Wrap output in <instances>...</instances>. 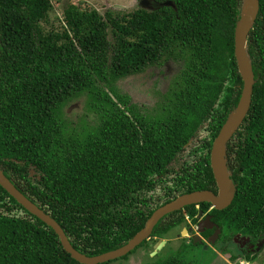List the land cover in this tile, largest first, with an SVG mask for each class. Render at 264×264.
<instances>
[{"label":"trees","instance_id":"obj_1","mask_svg":"<svg viewBox=\"0 0 264 264\" xmlns=\"http://www.w3.org/2000/svg\"><path fill=\"white\" fill-rule=\"evenodd\" d=\"M152 2L151 10L104 13L74 2L60 27L46 28L51 0H0V168L88 256L127 244L155 210L180 195L219 191L211 150L242 94L235 30L246 0ZM259 6L246 41L256 80L252 103L226 144L232 203L171 212L138 247L188 219L196 224L200 209L214 214L224 245L237 234L252 242L264 237V0ZM162 60L181 68L159 117L142 113L128 93L105 91L109 109L95 130L84 137L65 131V108L83 92ZM182 243L172 256L158 252L147 264H192L187 249L200 243ZM0 264L83 263L0 184Z\"/></svg>","mask_w":264,"mask_h":264},{"label":"rangeland","instance_id":"obj_2","mask_svg":"<svg viewBox=\"0 0 264 264\" xmlns=\"http://www.w3.org/2000/svg\"><path fill=\"white\" fill-rule=\"evenodd\" d=\"M51 2L53 5L52 9L48 19L43 22L46 28L60 27L64 9L74 2L89 5L101 13H104L107 9L132 11L140 7L151 10L154 5L152 0H51ZM180 68L181 64L179 62L162 60L148 65L142 72L122 78L116 83L107 84L101 82V84H96L93 88L83 92L81 98L73 100L66 106L65 117H63L65 131L72 134L77 133L79 137H84L88 132L94 131L97 124L100 123L103 114L109 109V102L105 96L106 92L112 95H114L113 91L128 93L142 113L152 117H159L161 111L160 103L164 101L166 92L173 81L172 79L179 73ZM196 227L197 225L193 224L194 234L197 232ZM183 231L182 227L172 229L165 235L166 238L163 239L166 243H161L157 248H155L154 243L140 246L126 257L111 260L109 264H147L149 256H152V252L155 249L156 251L159 250L163 258H168L180 250L179 248H183L182 242L189 240V237L186 236L187 232L184 233ZM237 243H241L240 239L238 241L234 239L233 242H228L224 247L233 255L240 256L242 248ZM241 244L244 245V243ZM221 245H223L222 242ZM262 245H264V237L259 242V247L257 246L259 248V252L255 253L257 257L254 260H245L244 262L264 264V246L262 247ZM218 250L217 254L209 250L207 246H202L200 242L197 246L188 247L186 259L192 264L238 263L239 258L229 260L227 255L222 253L221 248ZM249 254L252 256L254 252Z\"/></svg>","mask_w":264,"mask_h":264},{"label":"water","instance_id":"obj_3","mask_svg":"<svg viewBox=\"0 0 264 264\" xmlns=\"http://www.w3.org/2000/svg\"><path fill=\"white\" fill-rule=\"evenodd\" d=\"M247 1L248 0H246L245 2V7ZM249 1V12L247 15H245L244 8V15L235 30V57L238 63L239 71L244 81L241 98L235 111L230 115L226 123L221 128L219 134L215 138L211 150V166L219 188L218 193H215L212 190H198L180 195L176 199L155 210L151 217L148 219L146 225L137 234H135L127 244L99 255L88 256L74 248L61 225L51 215L46 213L43 209L32 202L27 196H25L11 182V180L5 175L4 171L0 168V184L27 210L39 217L55 230L63 244V247L68 253L71 254L74 259L83 264H99L121 258L134 250L145 240L149 239L155 226L161 220V218L171 212L180 210L187 205L199 204L201 202H210L214 208L219 210L228 207L232 203L236 188L229 177L226 165V144L232 138L234 133L239 129L247 113L249 112L252 103L254 84L256 81L246 52V41L248 34L257 18L260 6L259 0ZM211 217L212 215H207L205 219H201L197 224V231L198 233H200L205 230V227L213 228L214 226H216L215 233L212 238H210L211 241H214L215 238L218 237L222 229L212 221ZM240 238L243 239L245 243L250 240L249 237L237 234L235 237V241H238V239ZM160 240H158L157 242H159ZM200 240L201 238H199L198 234H196L194 237V242H198ZM163 242L166 243V241ZM158 252L159 250L156 251L155 249V251L152 252V256L156 255Z\"/></svg>","mask_w":264,"mask_h":264},{"label":"flooded vegetation","instance_id":"obj_4","mask_svg":"<svg viewBox=\"0 0 264 264\" xmlns=\"http://www.w3.org/2000/svg\"><path fill=\"white\" fill-rule=\"evenodd\" d=\"M200 206V208L202 207L201 205H199ZM203 208V207H202ZM213 208V205L211 204V206L208 208V210L207 211H210L211 209ZM200 211H201V215H200ZM200 211H199V213L196 215V217L199 219L198 220V222L201 220V219H205L206 217H207V215H212V217H211V219H212V221L213 222H215V224L216 225H218V223L214 220V214H208V213H206L207 211H204V209H200ZM200 215V216H199ZM199 216V217H198ZM198 222L196 223V225L198 224ZM219 226V225H218ZM220 227V226H219ZM183 228V230L184 229H186V230H184L183 232L184 233H186L187 232V237H189V240L191 239L192 240V243H194V244H196V243H204L205 244V246H207V247H210L211 249H212V251H214V252H218L219 250L218 249H220L221 248V251L223 250V249H225V247H224V244L223 245H221V241H220V237H221V232H222V230H221V232L219 233V235H218V237H216L215 238V240L214 241H211L210 240V238H212V236L214 235V233H215V230H216V226H214L213 228H206L205 227V230L204 231H202V232H200V233H198V231L197 232H195V234H194V229H193V223H192V221H191V219H188V224H187V226H184V227H182ZM196 229H197V227H196ZM196 234H198V237L199 238H201V240H200V242L198 241V242H194V237H195V235ZM241 235V234H240ZM185 236V237H186ZM242 236V235H241ZM182 237H184V236H182ZM236 237V236H235ZM235 237H234V239H235ZM262 239V238H261ZM261 239L260 240H258L257 242H252L251 241V238H250V240L249 241H247L246 243L244 242V240L243 239H241L240 238V242L241 243H244V245L243 244H239V243H237V245H239V246H241V248H242V251H241V253L242 254H247V253H250V252H254V254H253V256H255V258L257 257L256 256V254L255 253H257V252H259V249H258V247L257 246H259V242L261 241ZM162 240V243H163V239H161ZM189 240H187V242H189ZM264 245H262V247H263ZM217 247V248H216ZM223 254H225V255H227V257L229 258V260H231V257L233 256V254L232 253H230V252H228L227 250H225L224 252H222ZM218 254V253H217ZM237 258H239V261H238V263L237 264H240L241 263V261H245V258H242L241 257V255L240 256H238ZM235 260V259H234ZM247 262V261H246Z\"/></svg>","mask_w":264,"mask_h":264},{"label":"bare ground","instance_id":"obj_5","mask_svg":"<svg viewBox=\"0 0 264 264\" xmlns=\"http://www.w3.org/2000/svg\"><path fill=\"white\" fill-rule=\"evenodd\" d=\"M249 8H250V1L248 0L247 1V4H246V7H245V15L248 14ZM161 243H162V240H160L159 242H157L155 248H157Z\"/></svg>","mask_w":264,"mask_h":264},{"label":"built area","instance_id":"obj_6","mask_svg":"<svg viewBox=\"0 0 264 264\" xmlns=\"http://www.w3.org/2000/svg\"><path fill=\"white\" fill-rule=\"evenodd\" d=\"M240 264H248L247 262H244V261H241V263Z\"/></svg>","mask_w":264,"mask_h":264},{"label":"clouds","instance_id":"obj_7","mask_svg":"<svg viewBox=\"0 0 264 264\" xmlns=\"http://www.w3.org/2000/svg\"><path fill=\"white\" fill-rule=\"evenodd\" d=\"M247 261H249V260H247ZM249 264V263H248Z\"/></svg>","mask_w":264,"mask_h":264}]
</instances>
